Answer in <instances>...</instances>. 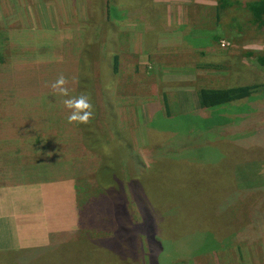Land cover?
Wrapping results in <instances>:
<instances>
[{"label": "rangeland", "instance_id": "1", "mask_svg": "<svg viewBox=\"0 0 264 264\" xmlns=\"http://www.w3.org/2000/svg\"><path fill=\"white\" fill-rule=\"evenodd\" d=\"M222 3L213 25L197 24L200 7ZM235 3L0 0V122L11 117L8 97L23 118L7 125L20 141L0 125V192L59 180L81 197L96 185L108 198L96 207L92 191L77 197L87 237L50 245L32 264H264V91L216 110H200L195 95L264 83V67L246 55L264 53V25L227 18ZM61 75L67 97L51 88ZM82 94L95 116L69 123L63 101ZM214 116L227 121L208 128ZM148 219L162 248L150 243ZM161 234L179 239L176 257Z\"/></svg>", "mask_w": 264, "mask_h": 264}, {"label": "crops", "instance_id": "2", "mask_svg": "<svg viewBox=\"0 0 264 264\" xmlns=\"http://www.w3.org/2000/svg\"><path fill=\"white\" fill-rule=\"evenodd\" d=\"M116 34L117 32L113 35L114 48L117 47ZM8 99V102L3 106L5 112L8 107L13 109L11 113L7 114V117L11 116L8 117V121L0 122V125L5 127L15 125L16 119L21 118L14 110L15 105H12L14 101L10 97ZM18 112L21 113L20 108H18ZM39 121L41 120L39 119ZM39 121L30 126L33 127V130L29 135H35L36 138L40 137V132H43ZM16 130L11 127L6 128L3 133L8 137L7 141H20L17 139ZM92 186L94 185L92 184ZM95 187L91 189L90 185L88 195L83 193V197L79 192L74 194L76 188L74 183L71 182V185L68 186L67 183L59 180L29 184L25 187L13 186L11 193L1 191L0 264H22L19 259L13 257L14 255H19L24 259L32 258L29 262L32 264L46 252L50 245L74 243L87 237L82 231L83 227H80V230L78 226L81 221H79L78 211L80 209L77 207L76 200L77 197L83 199L87 196L89 198L92 191V196L96 200L92 205H96V207L100 204L104 205L108 198L104 196L100 188L96 190ZM37 193H39L41 206L37 201ZM107 216L109 217L107 219L111 221L110 228L114 234L117 226L115 217L111 214Z\"/></svg>", "mask_w": 264, "mask_h": 264}, {"label": "trees", "instance_id": "3", "mask_svg": "<svg viewBox=\"0 0 264 264\" xmlns=\"http://www.w3.org/2000/svg\"><path fill=\"white\" fill-rule=\"evenodd\" d=\"M223 6L224 5L222 3V4H219L215 7L208 6V5H204V6L200 7L199 13L196 16L197 24L200 27H203L205 25L210 26L211 24L213 25L214 21L216 22V20L219 18L220 13H222L221 9L223 8ZM224 14L226 15L227 18H237L238 15L243 16L246 20L244 28H246L247 30L248 29L251 30L252 28H255L256 30L260 29L262 27V25H264V0H241V3L233 4L232 9L230 7V10L227 11V13L224 12ZM111 28H112V33L114 35L116 33V29L114 26H111ZM113 48H114V46H113ZM88 49L93 54V56L95 54H97L95 50L92 52L90 47H88ZM246 55L253 56L254 58H256L257 62L262 67H264V53L247 52ZM262 91H264V83L263 82H256V83H244L241 85H231L230 87H227L224 89L199 90L195 93V95H196L197 103L199 105L200 110H202V109L216 110L217 108L222 107V106H230L235 102H240V101H244V100H246V101L251 100L254 95L259 94ZM93 116H95V115L93 114ZM226 121H227V119L224 117L218 118V117L214 116V117H212V120L209 123L208 128H211L215 124H222L223 122H226ZM94 129H96V126H94ZM96 133L98 134V131H96ZM114 134H115V136H118V133L116 131L114 132ZM261 145H262V143H261ZM105 171H106V169L103 170V172H105ZM219 190H220V188L216 189L215 193L213 194L214 198H218L220 196V193L218 194ZM233 193L234 192L230 193L229 195L231 196ZM215 195H218V196L216 197ZM192 197L195 198L196 201L198 200L200 202L201 207H203V212L205 213V215H208L210 217L209 214L211 212L214 214L213 205L211 204L212 202L210 203L208 198H204L201 195H196V196L192 195ZM228 199L229 198H227V200ZM209 206L211 207L210 208L211 212H208ZM211 218H213L212 232H214V233L216 232V237H217V239H219V237L221 236V233L217 231L216 227H218V222L220 220L216 219V217H213V216H211ZM115 219H116V224H117V228H118L117 232H120L121 231L120 223L118 222L116 217H115ZM148 221H149V223L147 222V226L149 229V235L148 236L150 239V243L153 242L152 244H154V245L156 243H158L157 246L162 248V246H163L162 243H160L158 240L157 241L152 240V239H154L153 235L155 233V231H154L155 226L151 225L150 219H148ZM162 221H163L162 226L167 225L164 220H162ZM223 221H222V224H223ZM224 222L226 223V227H227L228 219H226V221H224ZM172 223L173 222L171 221V224ZM178 229H181V227ZM161 235H162V238L165 239V242L168 241L167 242L169 244V246H167L169 249L168 253H170L171 255L176 257L177 253L174 250L176 248L175 247L176 244L178 245V243H180V242H177L179 239L175 241V239H171V237L170 238L166 237L165 234L164 235L161 234ZM212 243H213V241H212ZM131 244H133V243H130V245ZM186 256H187V257H185L186 259H189V257L191 258V256H189L187 254H186ZM122 264H124V262H122Z\"/></svg>", "mask_w": 264, "mask_h": 264}, {"label": "clouds", "instance_id": "4", "mask_svg": "<svg viewBox=\"0 0 264 264\" xmlns=\"http://www.w3.org/2000/svg\"><path fill=\"white\" fill-rule=\"evenodd\" d=\"M68 81L61 75L54 83L51 84V88L54 92L58 93L62 97L68 96V89L66 84ZM64 106L69 110L68 115L69 123L86 124L89 122L93 115V106L88 95H80L78 97L68 98L63 101Z\"/></svg>", "mask_w": 264, "mask_h": 264}]
</instances>
